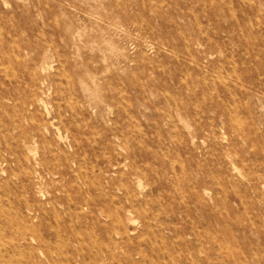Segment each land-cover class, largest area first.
Returning <instances> with one entry per match:
<instances>
[{"label":"rangeland","instance_id":"374dc122","mask_svg":"<svg viewBox=\"0 0 264 264\" xmlns=\"http://www.w3.org/2000/svg\"><path fill=\"white\" fill-rule=\"evenodd\" d=\"M0 264H264V0H0Z\"/></svg>","mask_w":264,"mask_h":264}]
</instances>
